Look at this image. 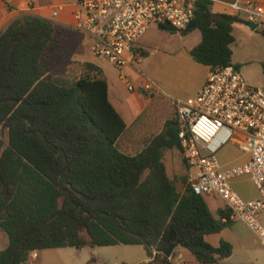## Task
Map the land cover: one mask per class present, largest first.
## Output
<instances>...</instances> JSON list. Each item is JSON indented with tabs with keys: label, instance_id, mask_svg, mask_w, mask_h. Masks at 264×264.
Returning <instances> with one entry per match:
<instances>
[{
	"label": "trees",
	"instance_id": "16d2710c",
	"mask_svg": "<svg viewBox=\"0 0 264 264\" xmlns=\"http://www.w3.org/2000/svg\"><path fill=\"white\" fill-rule=\"evenodd\" d=\"M234 21L198 1L180 31L201 33L193 60L233 66ZM71 33L80 31L23 16L0 35V230L7 238L0 264H30L31 253L43 250L117 245L142 246L152 264H175L163 254L175 242L200 264H220L232 245L205 238L231 226L230 211H210L206 195L187 185L184 160L185 172L168 176L165 153L180 150L175 115L141 151H121L126 123L109 101L103 70L72 58Z\"/></svg>",
	"mask_w": 264,
	"mask_h": 264
},
{
	"label": "built area",
	"instance_id": "2783aa9c",
	"mask_svg": "<svg viewBox=\"0 0 264 264\" xmlns=\"http://www.w3.org/2000/svg\"><path fill=\"white\" fill-rule=\"evenodd\" d=\"M75 1L81 7L74 15L75 28L92 37V55L122 71L131 63L140 64L142 56L132 47L149 28L186 30L200 0ZM232 8L257 25L264 17V3L247 0ZM120 80L128 91L134 90L127 77L120 75ZM142 88L148 96L160 91L148 78ZM173 104L187 185L197 195H217L229 209L230 219L243 222L264 247V227L258 221L264 211V88L249 86L233 66L214 67L195 96L176 99ZM231 141L247 161L224 169L217 153ZM241 176L251 179L257 199L244 200L233 190L231 180ZM149 259L152 262L154 257Z\"/></svg>",
	"mask_w": 264,
	"mask_h": 264
},
{
	"label": "crops",
	"instance_id": "0c3cea01",
	"mask_svg": "<svg viewBox=\"0 0 264 264\" xmlns=\"http://www.w3.org/2000/svg\"><path fill=\"white\" fill-rule=\"evenodd\" d=\"M210 1L212 2L213 13L231 15L236 18V21L232 24L233 37L236 32L245 35H258L264 37V35L260 33V30L264 28V17L260 20L258 27L252 31L239 22L240 20L245 21L244 14L238 13L232 8V5H243L247 0ZM251 1L258 4L264 3V0ZM80 10L81 7L75 0H0V35L12 22L23 16H37L61 27L75 28L74 15ZM176 31L177 32H170L155 26L149 28L132 47L134 53L142 56L140 64L131 63L122 71H118L107 60H104V58L94 57L91 53L92 37L80 31V33H84L87 36L84 37L85 40L80 46L82 50L79 51L82 54L84 53V55L82 58L78 57L77 60L94 63L103 70L108 83L109 101L126 123V130L120 140L126 137V149H134V152L120 149L127 154H135L141 151L155 135L162 131L165 124L174 118V100L195 96L206 82L210 68L197 63L190 56V50L201 41L200 31L194 30L186 35L181 34L178 30ZM197 32L200 34L199 36ZM193 36L197 41L192 45L189 43L190 38ZM148 58H153L152 66L155 80L152 81H154L160 89L158 93L152 96H148L142 88L145 78L151 80V78L145 74L142 65L143 61ZM236 68L239 71V68ZM120 75H124L129 79L134 86L133 91L127 90L120 80ZM169 151L171 150L166 151L164 156L166 171L170 178H178L185 172V169L177 168L175 164L174 169H172L174 173L173 171L171 172L165 159ZM178 153L183 162L180 150H178ZM217 157L224 169L232 166H239L247 161V156L239 151L234 141L223 145L219 149ZM231 186L244 200H254L258 198V192L248 176L232 179ZM208 196L211 198H207L206 195L204 199L212 213L216 214L218 210L225 207L224 202L217 195L211 194ZM231 221V226L224 229L230 232L228 237H220L219 243L221 241L229 242L233 247V252L231 256L220 261V264H256L253 261H231L232 258L236 256L237 248L235 245H237L238 248L248 246V243L244 240V236L238 229L240 224L244 227H246V225L237 220ZM63 249L64 248L50 250H53L55 252V257H58L60 253L64 252ZM77 250H79V252L88 250L86 251L87 253L84 257L83 264H103L104 259L98 251L99 248L86 247ZM39 252L35 253L36 256L32 258V260L40 258ZM143 252L141 253L138 251L137 255L126 259L125 263L152 264L146 252ZM45 257L49 259V263L46 262V264H72L64 260L61 256L63 262L58 259L51 260V255ZM90 260L93 261L90 262ZM172 261L175 264H182L184 262H188L189 264H200L196 262L192 254L185 249L175 250L172 254Z\"/></svg>",
	"mask_w": 264,
	"mask_h": 264
},
{
	"label": "rangeland",
	"instance_id": "374dc122",
	"mask_svg": "<svg viewBox=\"0 0 264 264\" xmlns=\"http://www.w3.org/2000/svg\"><path fill=\"white\" fill-rule=\"evenodd\" d=\"M179 33V32H178ZM194 35V34H193ZM197 35L199 36L200 34ZM84 33H71L67 35V41H69L75 50V54L72 55L73 59L82 58L84 53L79 51L81 44L85 40ZM197 41L196 38L191 37L189 44H194ZM232 64L236 68H239V74L244 79V81L253 88H264V37L258 35H245L243 33L236 32L234 35V43L232 44ZM103 59V58H102ZM105 60V59H104ZM153 58H148L143 61V70L151 80H155L153 75ZM237 69V68H236ZM135 127V126H134ZM127 141L126 137H123L118 142V148L121 150L133 151L134 149H126L125 142ZM134 152V151H133ZM137 152V151H136ZM166 161L171 169V172L176 167L182 169L183 162L179 156L178 150H171L166 154ZM174 173V171H173ZM207 198H211L207 195ZM258 221L261 226L264 227V211L261 212L258 216ZM238 227V226H237ZM240 233L244 236L245 242L248 246L236 248V256L232 258L231 261L241 262V261H253L256 264H264V247L261 244L259 237L247 226H239L238 228ZM228 230H224L220 234L206 236V241L213 246H217L219 243L220 237L227 238L229 235ZM6 235L0 230V250H2L6 245ZM64 252L59 255L72 264H83L84 257L86 256V251L79 252L75 248H64ZM100 255L104 259L103 264H126L125 260L129 259L132 256L137 255L138 251H145L142 246H127V245H117L109 247H99ZM57 253V252H56ZM144 253V252H143ZM39 257L31 260V264H46L49 263V259L45 256L51 255V260L58 259L61 260L60 256L55 257V252L53 250H43L39 252ZM58 255V254H57ZM182 264H189L184 262Z\"/></svg>",
	"mask_w": 264,
	"mask_h": 264
},
{
	"label": "water",
	"instance_id": "95a60500",
	"mask_svg": "<svg viewBox=\"0 0 264 264\" xmlns=\"http://www.w3.org/2000/svg\"><path fill=\"white\" fill-rule=\"evenodd\" d=\"M241 24H243L244 26L248 27L250 30H255L258 25L257 24H254V23H251V22H248V21H244V20H240L239 21ZM178 247V242H175L173 243L172 245H170L169 247H167L163 254L165 257L167 258H171L173 252L175 251V249Z\"/></svg>",
	"mask_w": 264,
	"mask_h": 264
}]
</instances>
